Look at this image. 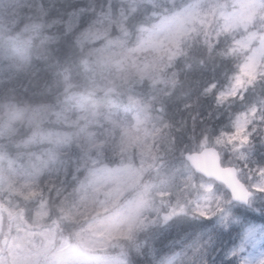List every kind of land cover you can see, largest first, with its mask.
Masks as SVG:
<instances>
[{
  "label": "clouds",
  "instance_id": "clouds-1",
  "mask_svg": "<svg viewBox=\"0 0 264 264\" xmlns=\"http://www.w3.org/2000/svg\"><path fill=\"white\" fill-rule=\"evenodd\" d=\"M0 264H264V0H0Z\"/></svg>",
  "mask_w": 264,
  "mask_h": 264
},
{
  "label": "trees",
  "instance_id": "trees-1",
  "mask_svg": "<svg viewBox=\"0 0 264 264\" xmlns=\"http://www.w3.org/2000/svg\"><path fill=\"white\" fill-rule=\"evenodd\" d=\"M205 103H207V101H205ZM229 108H230V106L227 107L225 110H223L222 108L220 109L223 114L221 115L220 119L215 122L214 127L219 126L220 124H222L226 121V119L228 118V109Z\"/></svg>",
  "mask_w": 264,
  "mask_h": 264
},
{
  "label": "rangeland",
  "instance_id": "rangeland-1",
  "mask_svg": "<svg viewBox=\"0 0 264 264\" xmlns=\"http://www.w3.org/2000/svg\"><path fill=\"white\" fill-rule=\"evenodd\" d=\"M225 83V81H221V86H223V84ZM227 107H229V105L225 104L222 109L225 110Z\"/></svg>",
  "mask_w": 264,
  "mask_h": 264
}]
</instances>
